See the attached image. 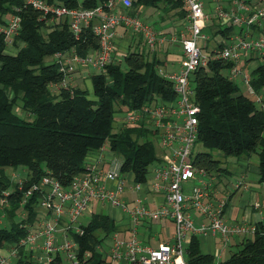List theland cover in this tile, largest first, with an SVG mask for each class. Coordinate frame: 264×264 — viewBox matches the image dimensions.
Returning a JSON list of instances; mask_svg holds the SVG:
<instances>
[{
    "label": "trees",
    "instance_id": "trees-1",
    "mask_svg": "<svg viewBox=\"0 0 264 264\" xmlns=\"http://www.w3.org/2000/svg\"><path fill=\"white\" fill-rule=\"evenodd\" d=\"M45 1L70 9H91L108 0ZM246 2L258 5L264 0ZM16 9H19L21 22L14 40L15 53L8 52L0 34V199L9 191V204L0 209L6 220V225L0 227V251L15 247L27 234L21 225L34 221L40 195L33 193L23 207L27 212L25 220L18 216L20 203L24 192L39 183L47 172L61 185L68 186L74 177L84 173L88 155L107 146L114 156L121 157V174L130 175L136 183L145 182L156 161L157 134L144 123L117 127L114 116L122 110H141L155 100L163 103L175 100L172 83L158 72L163 66L158 57L159 45L156 52L148 49V55L129 51L121 61L113 59L104 71L90 73L94 99L89 98L88 90L78 85L53 89L51 85L61 83L65 77L54 60L56 54L74 53L84 57L98 49L92 25L76 40L66 18L56 21L51 20L50 15L44 18L27 6L25 0H0V25L6 24ZM146 10L162 14L173 11L177 22L184 21L180 30L169 35L155 33L167 39L174 35L179 38L187 15L181 0H132L128 13L139 18ZM241 30L213 21L204 33L211 40L218 35L229 39ZM132 34L143 40L141 35ZM220 48L222 46H217L216 50ZM47 58H53L52 62L46 64ZM233 65L209 55L206 64L192 74L195 102L200 107L195 146L202 150L193 154L191 164L204 173L210 191H213L210 179L229 172L220 167L222 163L229 165L226 159H233L234 164L256 157L258 183L264 184V64H258L250 72V84L261 97L260 105L247 95L240 81L239 84L229 80L228 71ZM5 169L26 172L21 189L4 173ZM82 228L83 235L72 234L78 245V264H110L99 248L106 245L119 225L97 210ZM238 246L237 252L218 264H264V226L257 223L254 235L242 239ZM186 260L188 264H214L212 256L200 251L199 241L194 236L190 238ZM14 264L36 263L30 253L19 248ZM52 264L67 263L57 254Z\"/></svg>",
    "mask_w": 264,
    "mask_h": 264
},
{
    "label": "built area",
    "instance_id": "built-area-1",
    "mask_svg": "<svg viewBox=\"0 0 264 264\" xmlns=\"http://www.w3.org/2000/svg\"><path fill=\"white\" fill-rule=\"evenodd\" d=\"M181 2L187 10L186 25L179 32V38L174 35L167 39L159 37L152 27L128 13L132 0H108L91 9H70L50 5L45 0H25L27 6L40 12L44 18L48 15L54 21L66 18L69 31L76 40L90 25L98 40V49L84 57L74 53L55 55L59 72L65 76L61 83L51 85L55 90L66 87L69 74L78 68L104 71L114 56L118 57L114 44L118 28L141 35L152 52L159 44L178 43L182 61L177 72L168 74L158 70L172 83L174 101L163 103L155 100L141 110H122L114 116L117 127H134L144 123L157 134L156 161L147 180L136 183L132 178L124 177L120 172L121 165L111 163V158L105 159L108 155L103 153L104 147L98 151L99 160L86 161L84 173L74 177L68 186L61 185L47 172L39 183L24 192L20 218L26 219L27 212L23 207L33 193L40 195L37 215L32 223L21 225L27 234L15 247L9 248L6 255L0 254V264H10L12 259H16L19 248L30 252L37 264H52L57 254L69 264H78V245L72 234L83 235L82 226L89 216L106 206L120 211L130 223L126 236L119 237L114 233L106 242L108 258L115 264H188L185 245L192 236L217 235L226 244L232 238L246 239L254 235V227L243 223L230 224L225 220V201L214 199L204 173L192 167L200 113V107L195 102L192 74L206 64L209 55L233 62L228 71L229 80L240 81L249 97L260 105L261 97L251 87V77L243 60L253 58L264 61V28L261 27L264 24V2L258 5L249 4L246 0ZM18 12L19 9H16L6 24L0 25V34L8 49L14 48L19 31L21 19ZM213 21L242 30L229 39L218 35L211 40L204 31ZM217 46L222 48L216 50ZM107 151L111 153L109 149ZM17 183L21 189L22 179ZM131 192L136 197L131 201L124 200L123 195ZM8 196L9 191L3 193L0 208L7 207ZM150 197L152 201H149ZM189 210L201 215L206 224L196 226ZM165 220L173 226L170 241L161 242L156 247L140 241L138 227L141 224Z\"/></svg>",
    "mask_w": 264,
    "mask_h": 264
},
{
    "label": "crops",
    "instance_id": "crops-1",
    "mask_svg": "<svg viewBox=\"0 0 264 264\" xmlns=\"http://www.w3.org/2000/svg\"><path fill=\"white\" fill-rule=\"evenodd\" d=\"M79 1L81 2L82 0H79ZM148 11L149 10H146L144 13L146 14ZM177 23L179 24L180 22H177ZM178 30H180V28H174L172 31L170 30L169 31H165V30L158 31L157 34L164 33L166 35H169L175 31L178 32ZM114 44L118 49L117 50L118 57L114 56L115 61H121V59H123L129 51L135 50V51L143 52L147 55L149 54V51H148V48L145 42L141 40L139 37H135L130 31L124 28H118L115 31ZM159 48H160V51H159L160 53H158V57L159 59H161V61H163V66L161 67L165 69L166 67L171 66L173 68V70H171V73L179 71V69L181 68V61H182V55H181L182 53H181L180 45L178 43H167L165 45L159 44ZM93 72L97 73L98 71L97 70L95 71V69H91V68H78L73 73L69 74L68 82L69 84L78 85L80 87L82 83L83 85H85L86 82L89 81L88 76L90 73H93ZM89 98L94 99L93 95L92 97L89 96ZM104 148L105 150L103 151V153L105 155H109L107 151L108 147L105 146ZM99 156L100 154L98 151L93 152L88 155L86 161L92 162L95 160H99ZM111 156L110 157L106 156L105 159L111 158ZM257 165H258L257 159L254 157L251 159H247V160H240L230 165L231 170L232 168L237 166L238 172H239L236 175L238 180L231 185L232 187L231 192H228L224 188L221 189L217 187V185L214 184L215 179L214 178L210 179V183H212V190H213L212 192L214 194V199L216 201H220V200L225 201V208H224L225 209V220L230 224L243 223V224H247L255 228V225L257 223H261L264 226V184L258 183ZM231 170H229V172L225 174L226 175L231 174ZM125 176L129 177V179L131 178V176L128 174L124 175V177ZM240 183L243 186L239 187ZM135 197H136V194L133 192L123 195V199L126 201H131ZM152 200L153 198L150 197L149 201H152ZM109 209L111 213L107 215L111 217L119 225V229L115 233L119 234L118 235L119 237L126 236L130 228L129 219L125 215H123L121 212H116L115 209H111V208ZM188 212L196 226L206 224L205 219L201 215H199L197 212L193 210H189ZM1 216L2 218H4L2 214ZM18 216L20 218V214ZM168 227L171 228V232L169 233L170 238L168 239V241H170L171 236L173 234V226H172V223L168 220H165L162 222H151V223L141 224L138 227L139 239L141 242L145 244H148L152 247H156L159 243H161L159 239V228L168 229ZM194 237H197L199 241L200 251L203 254L212 256L214 258V263L223 261L222 255L225 254V252L229 248L228 247L229 242L224 244L222 239L217 235L212 236L209 234L207 235L200 234V235H195ZM246 239H249V238H246ZM234 241L236 242V240ZM189 242L185 245L186 254H187V248H188ZM202 243L204 247L206 248V251H207L206 253H204L201 250ZM101 251H103V253L106 254L107 262H109L110 264H115L111 262L110 259L108 258L109 256L108 246L105 245L104 247H101ZM27 253H30V252H27ZM1 254L6 255V252H2ZM15 260H16L15 258L12 259L10 264H14Z\"/></svg>",
    "mask_w": 264,
    "mask_h": 264
},
{
    "label": "rangeland",
    "instance_id": "rangeland-1",
    "mask_svg": "<svg viewBox=\"0 0 264 264\" xmlns=\"http://www.w3.org/2000/svg\"><path fill=\"white\" fill-rule=\"evenodd\" d=\"M161 16V19H160ZM139 19L143 22H145L146 24L150 25L155 31L156 33L158 31H172L174 28H181L182 24L184 23V21H182L180 23V26L178 23H173L176 22L175 17H174V13L169 12L166 14H162V13H158L152 10H149L146 14H142ZM179 21V20H178ZM174 25V26H173ZM262 27L264 28V24L262 25ZM207 35V34H206ZM158 48H156L157 51ZM17 50L16 47H14L13 49L9 48L8 52L9 53H15ZM160 50V49H159ZM248 59V58H247ZM244 59V65L246 70L248 71L249 75L251 70H253L258 64L263 63L264 61H260V60H255V59ZM53 60V58H47L45 60L46 64L51 63ZM158 69H161L163 71H165L166 73H171V70H173V68L171 66L166 67L165 69L162 67H159ZM96 71V70H95ZM239 83V82H238ZM240 84V83H239ZM80 87H84V89L89 91V96L92 97V87H91V82L90 80L88 82H86V84L83 86V83L80 85ZM242 88V86H241ZM242 91L244 93V89L242 88ZM248 95V94H247ZM249 96V95H248ZM17 113H19V111H17ZM202 150V148L200 146H195L194 150H193V154L196 153L197 151ZM109 153V152H108ZM112 153H109V157L111 156ZM219 159H222L220 155H216ZM256 158V157H254ZM121 157H116V156H111V163H115L117 165L121 164ZM226 162L229 163V165H224L223 163L220 165L221 168H227L228 171L231 170L230 169V165L234 162L233 159H226ZM4 173L7 174L12 181L17 182L19 179H23L25 178L26 172L23 169L20 170H16V171H9L8 169L4 170ZM238 168L237 166H235L234 168H232L231 170V174H225L224 172H221L219 174H217L218 176H214V184L217 185V187L219 188H224L225 190H227L228 192L232 191V187L231 185L236 182L238 180V178L236 177V175L238 174ZM92 208V207H91ZM116 210V209H115ZM102 211L106 214H110V209L106 206L104 208H102ZM116 212H120L118 210H116ZM87 220V217L85 218V221ZM6 225V220L4 218H2L1 214H0V227H4ZM171 232V228L168 227V229H161L159 228V239L161 242H166V240L168 241V239L170 238L169 233ZM236 240V242L234 240ZM229 241V245H228V249L225 252V254L222 255V260H226L232 253L237 252V250L239 249V244L240 241L242 240L241 238H232ZM233 242V244H232ZM237 243V244H236ZM232 244V245H231ZM231 245V247H230ZM106 246H108L106 244ZM7 250L8 249H2L0 252H6L7 254ZM201 250L206 253V248L204 247L203 243L201 245ZM0 253V254H1Z\"/></svg>",
    "mask_w": 264,
    "mask_h": 264
}]
</instances>
